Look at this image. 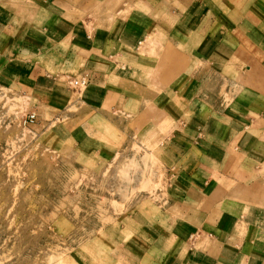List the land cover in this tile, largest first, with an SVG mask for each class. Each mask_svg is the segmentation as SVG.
<instances>
[{
    "label": "crops",
    "instance_id": "1",
    "mask_svg": "<svg viewBox=\"0 0 264 264\" xmlns=\"http://www.w3.org/2000/svg\"><path fill=\"white\" fill-rule=\"evenodd\" d=\"M0 85L166 165L117 264H264V0H0Z\"/></svg>",
    "mask_w": 264,
    "mask_h": 264
},
{
    "label": "rangeland",
    "instance_id": "2",
    "mask_svg": "<svg viewBox=\"0 0 264 264\" xmlns=\"http://www.w3.org/2000/svg\"><path fill=\"white\" fill-rule=\"evenodd\" d=\"M31 114L0 85V264H117L131 222L165 200L166 165L131 128L42 129Z\"/></svg>",
    "mask_w": 264,
    "mask_h": 264
},
{
    "label": "built area",
    "instance_id": "3",
    "mask_svg": "<svg viewBox=\"0 0 264 264\" xmlns=\"http://www.w3.org/2000/svg\"><path fill=\"white\" fill-rule=\"evenodd\" d=\"M86 85L85 82H73V86L77 88H84ZM37 117L34 114H31L28 118L29 123L33 124L36 122Z\"/></svg>",
    "mask_w": 264,
    "mask_h": 264
}]
</instances>
